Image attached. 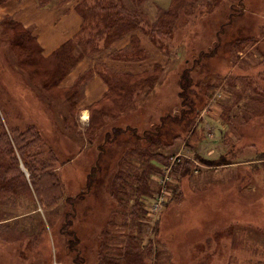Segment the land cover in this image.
<instances>
[{
	"label": "rangeland",
	"instance_id": "rangeland-1",
	"mask_svg": "<svg viewBox=\"0 0 264 264\" xmlns=\"http://www.w3.org/2000/svg\"><path fill=\"white\" fill-rule=\"evenodd\" d=\"M185 1L174 30L163 42L153 41L154 36L145 35L146 32L135 33L139 46L149 53L140 65L127 63V57L123 56L128 37L124 39L127 42L120 44L118 40L110 41L105 48L102 40L97 51L86 59L79 58L80 48L73 49L71 57H76L63 67L69 72L57 82L49 80L53 73L64 74L63 69L57 71L55 64L59 54L43 56V61L37 56L26 61L17 57L23 50L9 45L13 40L7 38L10 34L0 35L1 120L6 132L13 128L18 133L40 137L27 138L29 151L21 148V152L19 146H13V156L17 158L13 165L23 174L27 189L36 185L37 190L29 189L27 195L19 189L17 196L13 193L5 206L0 205V264H73L68 246L78 242L73 240L75 235L84 234L81 228L76 234L68 226L60 233L63 217L69 211L64 197L76 195L84 185L97 145L110 128L104 127L105 121L112 127L116 124L135 127L141 135L159 122L160 115L179 110L183 69L199 63L196 61L213 44L226 18L233 10L240 11L241 1L245 4L243 14L233 18L232 25L224 30L230 41L226 45L230 57L221 61L226 68L231 67L229 74H216L217 66L208 72L206 79L194 77L191 87L184 82L190 95L195 93L192 87L206 81L201 91L207 102L193 120L194 127L187 137L183 136L185 140H177L171 148H161L160 152L167 156L178 151L177 159L171 161V179L164 178L165 165L150 161L149 166L138 153L125 154V164L117 165L116 170L140 169V172L145 167L150 170L154 190L147 200H140L146 214L138 238L142 245L151 241L153 251L144 264H264V0ZM176 4L175 0H148L143 7L148 10L149 19L155 21L158 9L167 11ZM5 16L0 23L9 15ZM95 23L94 16L90 17L78 37L85 40L95 36ZM115 51L122 52L121 60L113 59L119 55ZM95 62L97 70L106 66L122 74L117 77L121 85L118 90L110 91L97 74L84 75L95 71ZM80 78L83 80L78 83ZM94 79L101 80L104 86L101 88L105 89L102 96L106 98L90 108L86 95ZM47 82L58 83L59 89L75 86L76 90L68 95V91L51 85L43 88ZM194 114L191 112L188 117ZM188 121L189 118L185 122ZM88 129L91 131L86 132ZM130 135L128 132L127 137ZM145 152L153 153L151 146ZM53 156L59 162L73 160L61 168L49 162L44 172L27 167V163L32 165L39 159L51 161ZM13 165L6 171L12 178L16 175ZM180 165L182 170L175 172ZM51 174L58 176L62 192L53 183ZM32 176L40 177V181L33 182ZM38 184L42 187L37 188ZM113 185H116L114 178L103 177L96 192L89 195L98 198L92 202L93 209L88 199L77 205L78 217L85 218L94 212L98 220L97 224L90 223L91 239L81 244L85 247L87 264H95L99 237L104 235L105 228V236L109 238L105 242L113 257L122 253L131 234L123 214L132 203V195L128 190L124 202L118 203V210L113 213L112 206L120 202ZM161 191L169 195V202L166 205L159 202L153 207L151 203ZM91 240L96 243L94 246L89 244Z\"/></svg>",
	"mask_w": 264,
	"mask_h": 264
},
{
	"label": "trees",
	"instance_id": "trees-1",
	"mask_svg": "<svg viewBox=\"0 0 264 264\" xmlns=\"http://www.w3.org/2000/svg\"><path fill=\"white\" fill-rule=\"evenodd\" d=\"M10 1H23V0H0V6L4 5ZM37 4V7L40 9H59L66 6H72L73 11L78 15V17L81 19V26L80 31L77 35H75L72 39L68 40L64 44L61 45L60 48H58L54 55L59 54L57 59L55 60V64L57 65L58 70L60 71L63 69V75L62 76H55L56 73L51 74L50 82L60 79L66 78L68 72L64 71L65 66L68 65L69 61L75 57H71L73 53V49L79 50V58L86 59L89 55H91V52L97 51V45L104 40V48L106 44L110 41H117L118 44L122 42H127V45L125 46V49L122 51L127 50L123 56L127 57L126 62H135V65H140V62L148 59L149 53L144 51L139 46V39L136 36V32L139 31L145 35H151L153 37V41H160L163 42L165 38H168L171 31L174 30L176 26V20L178 19V14L180 10L183 8V6L186 4L187 1L185 0H175L178 4L173 5L170 9L165 11V9H158L157 10V17L155 18V21H151L149 19L148 10L143 7V3L148 0H91L88 2V0H34ZM179 1V2H178ZM191 1V0H188ZM195 1V0H194ZM240 11H234L231 13L232 15H229V17L226 18V22L218 29L216 37L221 33L225 32V27L232 25V20L238 15H242L245 9V4H243V1L240 2ZM193 6V5H191ZM180 8V9H179ZM179 9V10H177ZM96 20L95 27H96V35L87 37L85 40H81V37H78L81 33L83 34L84 26L87 23V20L90 17H93ZM6 17V16H4ZM175 19V20H174ZM0 26L2 28L1 36L10 34L7 38L13 39L9 45L13 46L15 48H18L20 50H23L18 54L17 57H20L24 60L33 61V59L37 56L41 61H43L44 57L42 54L41 46L37 44V41L35 37L32 34L31 29H26L24 26L15 21L11 16H8L6 18L5 22L0 23ZM20 30V31H19ZM23 32V34H20V32ZM11 34L14 35V37H11ZM226 40H221V54L222 57L220 60H225L230 57L229 49L226 47V45L230 42L228 38V34H225ZM127 38V41L124 39ZM217 42H220L219 39H216ZM77 46V47H76ZM131 49V50H130ZM116 54H119L117 58L113 59H119L122 58V52L121 51H115ZM226 53V55H225ZM68 55V56H66ZM112 56V55H111ZM53 58V57H51ZM50 58V59H51ZM121 60V59H119ZM201 59H198L196 62H200ZM230 61V59H229ZM195 62V63H196ZM199 64V63H198ZM197 64V65H198ZM196 65V66H197ZM74 66V65H73ZM72 66V68H73ZM97 64L95 62L93 68H95V71L90 70V72L85 73L84 75H91L93 77V74H97L99 78L104 81V83L110 88V91L112 89H117L121 86L120 81L117 79L118 76L122 75L120 72H114V70L107 68L103 70H97ZM217 67V66H216ZM192 68H195V65H191L190 67H186L183 69L180 77V92L178 93V97L180 98V106H179V115H183L180 119H174L176 121H173L169 116H164L163 118L159 119V122L154 125L150 130L143 131V134L136 135L134 134V130L131 128L120 129V128H113L109 123L105 121L104 127H110L105 131V136L102 138V141L100 144L97 145L96 148V156L94 158V163L91 164L92 167L90 168V181H94L96 179V175L99 173V170L101 171V161H103V168L105 169V173H109L108 175L111 176V178H114V183L116 185H113V191L115 194L119 197L120 202H117L112 206L113 213L117 212L118 210V203H123L124 199L127 196V191L130 190V193L132 195L131 204L128 208V211L126 214H123V218L125 220V224L127 225L128 233L130 231L131 234H128L127 240L124 244L122 253L120 255L116 254L117 257H113L112 255H109L111 252L108 250V242L106 243L107 239H109L106 234V228L102 231L104 235H101L99 237V245L97 246V261L98 264H144L149 259L148 256L153 251L151 249L152 242L149 241L148 245H142L139 241L138 235L141 231L142 226V220L144 218V215L146 214L145 210L143 209V203L140 201L141 199L147 200L149 197L152 196V191L154 188L151 187L150 183V170L145 167L140 172H128L125 170L118 171L116 170L117 165L119 164H125L123 162L124 156L127 153H138L141 158V160L149 165L150 161H155L159 165H165L168 166L170 164L168 160L167 154L160 152L161 148H171L175 145L177 140L183 141L185 140L183 137L184 135L187 137V133L191 130L190 128H193L194 125V119L198 116V114L203 110L206 104V97L202 93L201 89L204 84H206V81L202 80L200 81L196 87H193L192 90L195 92L193 96H190L188 93L187 86L184 84L190 83L191 80H187L186 72L190 71ZM231 67H227L223 65L222 61H220L217 70L215 71L216 74H220L221 72L228 73L230 72ZM210 70H215L213 67H210ZM89 71V70H88ZM116 73L118 75H116ZM141 73V72H139ZM214 73V74H215ZM47 74V73H46ZM124 76H132L131 78L135 77L133 75L124 74ZM140 76V75H138ZM81 77V76H80ZM84 77V76H83ZM137 77V76H136ZM200 77V76H199ZM198 77V78H199ZM209 77V75H206L204 79ZM83 79H79L78 83L82 81ZM53 86L54 88H57L58 83L54 84H48L45 83L43 85L44 87H50ZM116 85V86H115ZM59 89V88H57ZM34 91H36L35 88H33ZM68 91V95H71L75 90V86L70 87V89H59ZM199 92V93H198ZM67 97V101L69 102L70 99ZM66 97L64 99H66ZM106 96H104L102 99L104 100ZM70 103V102H69ZM71 104V103H70ZM74 105L72 108H74ZM92 106L95 107V104H92ZM189 108V111L188 109ZM184 111L188 112H195L192 117H188L189 121L186 123L185 119L184 122ZM1 112H0V205L5 206V202L11 199L13 193H15L20 189L21 193H25L28 195V190H34L33 186H30L28 189L24 183L23 180V174L21 172H18L16 169V165L14 166V163H17V158L13 156V146L20 147L18 150L22 152L21 148H26L28 151L31 148V145L27 144V138L34 139L40 138L36 134L31 135H24L21 133H18V131L13 128H11L8 132H6L5 125L3 123V120H1ZM170 124V127H168V123ZM172 122L174 124L180 125V131H175ZM178 122V123H177ZM183 125V127H181ZM103 126V125H102ZM186 128V131L184 129ZM31 129V128H29ZM91 131V129H88L86 132ZM130 132L131 135L127 137V133ZM13 133V134H12ZM20 135V136H19ZM124 135V136H122ZM128 138L127 140H125ZM38 140V139H37ZM93 139H90L88 142L92 143ZM185 142V141H184ZM35 145L37 144V141L33 142ZM152 148L153 153H146L145 149L148 147ZM93 147V146H92ZM79 148V147H78ZM82 150L79 149L78 154H80ZM176 152V151H175ZM174 152V153H175ZM178 152V151H177ZM37 155H39V152L37 151ZM73 160V158H71ZM71 159H67L66 161L59 162L56 156L52 157V160H44L39 159V165L36 162H33L32 165L27 163V167L32 170H37L40 172H44V168L48 167V163L52 162L57 164L58 168H61V166H64L65 164L70 163L72 161ZM159 159V160H158ZM168 160V161H167ZM169 162V164H167ZM12 171L16 172V175L12 178L9 177L6 173L8 167H12ZM150 166V165H149ZM188 166V165H186ZM183 167L177 166L175 168V172L181 171ZM41 169V170H40ZM177 169V170H176ZM60 170V169H59ZM187 173L188 170L186 169ZM184 173V172H183ZM89 174V175H90ZM186 174V173H184ZM107 176V174H104L103 176ZM51 177L54 178L53 183L57 184L56 187L59 188L62 192L63 185L60 183L58 176H53L51 174ZM40 178V177H39ZM39 178H34L32 176V181L37 182L40 181ZM109 178V177H108ZM40 183V182H39ZM42 187L41 184H38L37 188ZM37 190V189H36ZM8 195V199L7 198ZM79 197H83L82 195L78 194ZM66 202L70 205V198L64 197ZM171 199V198H170ZM155 200V199H154ZM153 200V201H154ZM169 202V199L167 202L163 203L166 205ZM111 217V215H110ZM70 218V213L66 212L63 217V222L68 220ZM110 219H107L105 227L109 224ZM68 226V225H66ZM64 225L62 226L60 233L63 232V229H65ZM98 239V237H97ZM105 242V243H104ZM101 243H104V245H100ZM148 251H147V250ZM150 249V250H149ZM106 251V252H105Z\"/></svg>",
	"mask_w": 264,
	"mask_h": 264
},
{
	"label": "crops",
	"instance_id": "crops-1",
	"mask_svg": "<svg viewBox=\"0 0 264 264\" xmlns=\"http://www.w3.org/2000/svg\"><path fill=\"white\" fill-rule=\"evenodd\" d=\"M5 15L36 32L33 35L39 41L43 56L52 55L62 44L77 35L81 26V19L72 6L40 9L34 0L10 1L1 5L0 20ZM101 87L104 88L101 80L94 79L92 89L87 90V103L92 105L102 99L105 89Z\"/></svg>",
	"mask_w": 264,
	"mask_h": 264
},
{
	"label": "flooded vegetation",
	"instance_id": "flooded-vegetation-1",
	"mask_svg": "<svg viewBox=\"0 0 264 264\" xmlns=\"http://www.w3.org/2000/svg\"><path fill=\"white\" fill-rule=\"evenodd\" d=\"M216 39H219L220 42H217ZM216 39L214 40L213 44L206 50V52L201 55L202 59L200 60L199 64L197 66H195V68H192L190 71L186 72V76L185 77L187 78V80H191L192 81V79L194 77H196V76L205 77L208 74V72L210 71V67L215 68L216 66L219 65V63L221 61L220 59L222 57L221 49L223 48V46L221 47V45H222L221 44V40L222 39L224 41L226 40L225 33L221 32L216 37ZM218 43H220L221 45L218 44ZM225 55H226V53H225ZM189 86L191 87V83L189 84ZM190 96H193V94H190ZM187 109L189 111V108H187ZM179 111L180 110L171 111V112H168V113H166L164 115H160L161 117H159V119L163 118L164 116L165 117L169 116V118H171L172 120H173V118L174 119H180L183 115H180L179 118H175L174 117V115H176ZM188 111H184L183 112L185 115H184V120L182 122H184L185 119L188 118V116H190L191 112H188ZM178 114H180V113H178ZM173 121H176V120H173ZM179 123L178 124H174V122H172L175 131H180L181 130ZM153 126L154 125H152L151 128ZM168 127L172 128L169 123H168ZM113 128L126 129V128H123L122 126H120L119 124H116ZM130 128L134 130V134L136 133L137 135H140L135 130V127H130ZM122 136H124V135H122ZM102 165H103V161H101V168L102 169H101V171L99 170L98 174H95L96 175V179L94 181H90L91 174H90L89 170L92 167V165H90L89 166V170H88V172L86 174V179H85L84 185L82 186L81 189L78 190L79 192H77L76 195L69 197L70 198V205H69V211H67V212L70 213V218L68 220H66V222L64 221V226L68 225L69 230L73 229V231L76 234L79 233L78 228H81V231L84 234V235H80L79 234L80 237H79V235H75L73 240H76L78 242L76 244H70L68 246V253L71 255L73 264H87L86 257H85V251H84L85 247H84V245H81V244H84V242L86 243L89 240V238H90V236L88 234L92 231V228H93V226L90 223H96L97 224L98 220H96L94 218V212L93 213H88V216L85 217V218L78 217L77 216L78 215L77 205L80 204L85 199H88L91 203L94 200H98L97 197H89V195L91 193L96 192V189L99 186V184H101L103 182V177L107 178L106 175L105 176H103V175L104 174H107V175L109 174V173H105V169L103 168ZM108 177H109V175H108ZM78 194L82 195L83 197L77 198L79 196ZM87 203H88V201L84 202L83 204H87ZM89 205L87 206V210H88ZM91 209H93V203H92V208ZM105 222H107V221L105 220ZM81 238H84V240L82 242L80 240ZM96 243H98V239L96 240ZM89 244L91 246L95 245V244H92V240L89 242ZM96 258H97V253H96ZM98 262L99 261L94 262V263L98 264Z\"/></svg>",
	"mask_w": 264,
	"mask_h": 264
},
{
	"label": "built area",
	"instance_id": "built-area-1",
	"mask_svg": "<svg viewBox=\"0 0 264 264\" xmlns=\"http://www.w3.org/2000/svg\"><path fill=\"white\" fill-rule=\"evenodd\" d=\"M173 159H176V157L173 158ZM164 200H165V193L162 192V194H161V195L158 197V199L152 204V206H153V207H157L158 204H159V202L162 203Z\"/></svg>",
	"mask_w": 264,
	"mask_h": 264
}]
</instances>
